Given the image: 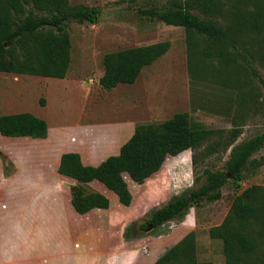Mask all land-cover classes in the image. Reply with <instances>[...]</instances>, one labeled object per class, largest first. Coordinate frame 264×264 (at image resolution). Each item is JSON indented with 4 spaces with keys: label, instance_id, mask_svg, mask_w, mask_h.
<instances>
[{
    "label": "rangeland",
    "instance_id": "rangeland-1",
    "mask_svg": "<svg viewBox=\"0 0 264 264\" xmlns=\"http://www.w3.org/2000/svg\"><path fill=\"white\" fill-rule=\"evenodd\" d=\"M185 1L70 0L72 6L96 7L97 14L94 21L66 23L71 37L67 76L0 71V115L30 112L45 119L50 128L43 139L0 134V196L13 192L31 195L32 199L37 191L57 189L64 201L73 185L80 186L84 194L95 192L93 184L75 182L57 171L63 153L80 151L84 164L99 163L115 155L137 125L161 122L178 112H189L195 125L223 130L240 128L242 134L236 143L264 132V84L259 79H264V30L254 33L244 29L258 7L264 8V1L217 0L214 14H206L197 7L192 9L208 20L245 32L236 43L238 51L232 49L235 59L230 65L216 57L208 59L215 70L233 72L242 86L240 90L210 79H193L189 70L190 61L194 62L193 51L185 28L142 13L143 9ZM162 41H170L169 50L144 67L134 83H121L113 89L100 85L106 53ZM196 43V50L200 51L210 44V39L197 33ZM246 61L257 69L259 78ZM239 94H245L244 101ZM118 126L120 130L116 131ZM214 141L215 138L204 143L196 152L188 149L169 157L145 183L139 184L127 172L123 173L132 192V203L121 204L112 191L110 196L106 195L110 209L99 215L103 221L98 231L94 228V251L99 264L105 258L109 264H153L190 232L196 235L201 264H227L222 240L212 238L209 230L223 222L235 197L244 189L264 186V147L251 156L241 187L230 180L222 188L220 199L192 206L182 219H171L140 236L137 231L131 237L125 235L133 222L150 220L174 195L194 186V153L197 174L202 175L206 169L226 168L230 149H224L223 139L216 140V150L209 148Z\"/></svg>",
    "mask_w": 264,
    "mask_h": 264
},
{
    "label": "trees",
    "instance_id": "trees-1",
    "mask_svg": "<svg viewBox=\"0 0 264 264\" xmlns=\"http://www.w3.org/2000/svg\"><path fill=\"white\" fill-rule=\"evenodd\" d=\"M195 7L206 14H214L217 0H186L182 4L175 2L170 6L143 9L142 13L168 25L185 28L193 51L191 60L194 62L190 61L189 65L193 79H210L240 90L242 86L238 85L239 79L233 72L215 70L208 59L216 57L230 65L235 59L232 49L238 51L236 43L245 32L202 17L192 11ZM96 14V7L72 6L70 0H0V71L65 78L71 64V37L66 23L70 20L94 21ZM245 25L248 32L264 30V8L259 6L255 16ZM197 33L210 39V44L200 51L196 50ZM170 46V41H162L106 53L100 85L113 89L121 83H134L143 68L164 55ZM246 63L259 78L257 69L249 61ZM259 79L264 84V79ZM239 97L245 100V94ZM48 130L47 121L30 112L0 115V133L4 136L43 139ZM241 134L242 130L237 127L223 130L195 125L189 112H178L161 122L137 125L119 154L110 155L98 165L84 164L79 152H65L61 155L58 171L82 183L99 180L117 194L122 204L129 206L133 196L124 172L142 184L162 168L169 155L177 156L188 149L196 152L213 138L215 141L208 147L216 150L219 145L216 140L223 139L224 149H230L226 168L206 169L202 175L197 174L198 161L194 153V186L174 195L150 220L135 221L125 231L127 237L136 231L140 236L171 219H182L194 205L220 199L222 188L230 180L241 187L251 156L264 147V132L236 143ZM71 194L72 203L81 214L94 208L110 207V199L100 192L84 194L80 186L73 185ZM209 234L222 240L227 264H264V186L252 185L237 195L223 222L211 227ZM153 264H201L195 233L187 234Z\"/></svg>",
    "mask_w": 264,
    "mask_h": 264
},
{
    "label": "crops",
    "instance_id": "crops-1",
    "mask_svg": "<svg viewBox=\"0 0 264 264\" xmlns=\"http://www.w3.org/2000/svg\"><path fill=\"white\" fill-rule=\"evenodd\" d=\"M101 147L105 148V142ZM119 152L120 149L115 155ZM169 157L174 156L169 155L167 159ZM59 164L60 160L57 171ZM87 183L96 187L95 192L110 196V189L103 182ZM113 195L120 201L115 192ZM26 196L13 192L0 196V264H99L100 259L94 251V228L98 231L103 221L99 215H104L107 209L94 208L85 214L79 213L72 203L71 190L64 201L61 190L57 189L37 191L32 199L31 195ZM105 259L102 264H109L108 258Z\"/></svg>",
    "mask_w": 264,
    "mask_h": 264
}]
</instances>
